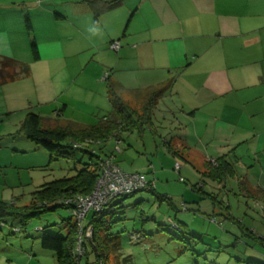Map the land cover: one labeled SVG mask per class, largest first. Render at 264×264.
Returning <instances> with one entry per match:
<instances>
[{
  "label": "crops",
  "instance_id": "crops-1",
  "mask_svg": "<svg viewBox=\"0 0 264 264\" xmlns=\"http://www.w3.org/2000/svg\"><path fill=\"white\" fill-rule=\"evenodd\" d=\"M51 1L48 7L28 10L30 17L36 15L47 21L45 29L30 25L37 47V58H33L34 68L31 70L35 82V113L55 123H82L77 121L80 116L67 115L66 112L70 109L82 112L73 107L77 106L75 95L78 96L77 92H91V82L98 84V93L104 95L105 81L100 78L104 72L132 96L139 94L140 89L149 91L173 78L153 110V122L155 111L163 119L168 114L171 117L168 122L177 131L171 133L165 129L159 135L161 146L171 154V157L164 155L163 161L166 162H160V165L181 158L198 170L197 182L203 180L202 185L208 184L210 191L202 189L207 195H215L213 186L217 185L228 194L232 188L226 189L227 178L222 184L203 175L208 158L225 154L235 168L233 176L241 172L234 179L245 181L250 188H260L259 197H254L262 199L260 208L264 214V2L140 0L134 3L122 0L119 5L110 7L104 0ZM17 2L0 0V13L4 12L1 9H10ZM23 3L35 4L33 0ZM13 7L18 10L16 5ZM19 11L23 12L21 8ZM135 18L138 22L132 25ZM97 26L99 31L95 34L88 31ZM114 39L120 44L116 52L108 48ZM1 40L0 53L31 62V59L17 54L25 49L26 42L21 38L19 43L14 39ZM74 59H80L76 67L81 74L87 71L83 83L73 81V75L69 74ZM41 70L48 72L47 78L41 76L37 80L36 74ZM62 76L66 78L60 79ZM162 98L166 103L159 106ZM125 99L131 104L139 103L135 96ZM102 104L94 103L90 108L94 111ZM121 138L124 140L122 135ZM122 140H116L111 151H106L103 143L100 144L99 154H111L117 161L116 153L121 152ZM155 151L158 156L161 148L157 149L156 145ZM174 151L176 153H172ZM155 155L153 161L156 162ZM124 171L131 172L130 168ZM158 185L157 181L151 192L170 198L167 193L156 191ZM148 198L135 196L136 207L141 208ZM118 201L119 198L113 199V203ZM192 202L196 203L198 199H192ZM208 203L205 212L213 210ZM159 207L160 204L157 210ZM166 217L177 218L176 215ZM179 222L183 221L179 219ZM5 226L11 231L12 225ZM247 230L264 238L262 226L256 229L251 225Z\"/></svg>",
  "mask_w": 264,
  "mask_h": 264
},
{
  "label": "rangeland",
  "instance_id": "rangeland-1",
  "mask_svg": "<svg viewBox=\"0 0 264 264\" xmlns=\"http://www.w3.org/2000/svg\"><path fill=\"white\" fill-rule=\"evenodd\" d=\"M16 1L19 2L12 4L10 9H1L4 12L0 13V38L1 41L3 38L8 41L14 39L15 43H19V38L25 41L24 51L19 50L17 54L19 57L31 59V62L29 60L25 62L29 67L28 75L15 78L8 84L0 86V200L7 203L16 200L15 204L23 205L29 202L31 192L38 189L39 185L73 174L80 164H74V160L66 158L50 160L46 150L37 147L22 134H15L25 113L37 112L33 92L35 82L31 71L34 64H32L33 56L30 50V42L31 40L35 42V34H33L32 26H30L31 30L26 29L25 17H28L29 24L32 23L33 27L35 25V27L41 26L45 29L47 21L36 15L30 17L28 10L48 7L52 2L51 0L44 1L38 5L37 0H33L35 4L29 6L23 2L32 0ZM261 1L264 2V0ZM72 2H82V0H72ZM123 2L135 3L140 0H123ZM13 5H16L17 11ZM20 8L23 12L19 11ZM141 11L143 13L142 9ZM137 22L138 19L135 18L132 25ZM132 25L130 23L129 27L131 28ZM5 28L8 29L7 32ZM21 47L24 48V46ZM108 48L110 49L109 44ZM17 59L21 61L22 58ZM79 61L80 59L73 60L74 65L69 74L73 75L71 78L73 81L83 83L85 82L83 77L87 71L82 74L79 72L80 70L76 67ZM105 73L101 74L102 81H105L103 79ZM36 75V79L39 80L41 76L47 78L48 72L41 70ZM63 78L66 76L60 77V79ZM98 86L91 82L89 83L91 92L87 94L77 92L78 96L75 95L77 106L73 105V107H78L82 112L70 109L66 114L78 115L81 119L77 121L92 124L97 121V118L107 113L110 105L106 97V88L103 95L102 92L98 93ZM101 86L104 88V85ZM138 91L139 94L132 96L131 92L122 90L120 95L130 99L135 96L136 101L140 102L153 89ZM163 99L159 101V106L165 102ZM98 102L103 104L92 111L94 108L90 107ZM154 118L153 125L157 126V133H152L148 129L142 136H138L136 131L122 133L124 140L120 143L121 152L116 153L119 157L117 161L123 170L130 168L131 171L144 173L154 189L158 181L156 191L167 193L166 195L170 198H158L157 193L153 194L147 189L123 198L122 212L107 214L105 222L110 227L107 230L101 227L99 231L102 241L107 246V255L103 264H244L247 259H264L263 247L253 241L246 232V228H251V225H254L256 229L264 227V214L260 208L263 205L262 199L253 200L244 188H240L243 186L248 190L250 187V184L245 181L234 179L241 172H236V176L227 177L226 189L231 187L232 191L226 194V191L219 189L218 185L213 186L216 191L215 195L210 194L214 196L210 199L206 194V191H210L209 186H206L208 184L202 185V180L200 183L197 182L199 173L192 165L178 157L176 161L160 165V162H166L163 161V156L171 157V154L161 146L162 141L159 135L164 133L165 129L171 133L177 131L171 126L172 123L168 122V119H171L168 114H165L163 119L159 112L155 111ZM46 123L51 124V122ZM115 141L113 137L108 138L104 141L103 148L106 151L114 150ZM127 143L130 144L129 147ZM156 145L157 149L161 148L158 156L155 155ZM94 146L98 151L97 144ZM153 155L156 157V162L153 161ZM149 160H152V165ZM176 165H179L178 169ZM199 186L202 187L199 188ZM203 188L206 191L202 190ZM183 190L186 192H182ZM139 195L143 198L149 197L141 208H137L134 201L135 196ZM192 199H198V202L193 203ZM208 201L211 204L210 209L212 207L213 210L205 212L204 208L206 204H209ZM211 201L214 203L212 204ZM158 204L160 207L157 210ZM89 214L90 212L84 224ZM167 215L177 216L175 219L180 224L179 230L169 225ZM70 216L68 209L58 207L41 216L32 217L28 220L26 228L21 229L20 232L10 231L8 226H5L10 224H13L12 227L19 226L18 221L8 217L1 218L6 224L0 227V264H56L53 251L41 247V237L63 235L66 221ZM179 219L183 222L180 223ZM39 227L43 229L39 230Z\"/></svg>",
  "mask_w": 264,
  "mask_h": 264
},
{
  "label": "trees",
  "instance_id": "trees-1",
  "mask_svg": "<svg viewBox=\"0 0 264 264\" xmlns=\"http://www.w3.org/2000/svg\"><path fill=\"white\" fill-rule=\"evenodd\" d=\"M44 1L48 0H37V4L40 5ZM104 1L107 6L115 7L122 0ZM25 26L26 29L31 30L27 17H25ZM30 50L33 58H37V47L33 40L30 42ZM28 73L29 67L27 63L11 56L0 54V86L9 83L15 78L26 76ZM172 79H169L168 83L158 88H153V91L148 96H144V100L137 104H131L120 95V91L123 90L124 92L126 89H121L107 74L104 80L110 110L100 118H97V121L92 124L73 121L55 123L42 118L35 112H26L15 134H22L38 147L46 150L50 160L56 158L72 159L74 160V164L79 163L80 167L75 169V172L71 175L58 177L39 185L38 189L31 192L28 203L17 205L15 204V200L9 203L0 200V223L6 224V222L2 221L4 219L1 218L8 217L9 219L18 221L19 226H15L21 231V229L26 228L28 220L34 216H41L58 207L69 210V204H65L61 200L74 195H85L92 190L98 174L99 159L107 157L118 165L111 154H99L101 152V146L98 147L97 151L94 145L97 144L99 146L110 137H113L115 140H122L121 135L124 131H136L138 136H142L146 129L155 133L153 110L158 98L164 94L173 82ZM45 121L51 122V124ZM172 153L176 152L174 151ZM225 156L223 154L217 158H212L215 163L208 161L206 171L203 172V175L216 181V183L222 184L227 177L233 176L235 174V168ZM121 170L124 171L122 168ZM240 188H244L247 194L253 198L260 193V188L257 187H249L248 190L243 186ZM147 190L153 191V185H150V188ZM132 194L134 193L116 197L119 198L117 203H113L112 199L108 203V207L101 213L90 211L86 224H84L85 217L80 230L71 215L66 221L65 233L63 235L42 236L41 247L53 251L56 264H103L107 255V246L99 234L100 228L102 227L103 230H107L110 227L105 222V216L107 214L112 215L117 211L122 212V205L120 204L123 198ZM208 196H210V199L214 197L210 194ZM157 197L165 198L162 195H157ZM211 203L213 204L214 202L211 201ZM168 222L170 226L172 225V227H176L179 230L180 224L175 219L170 218ZM1 226L2 224H0ZM86 227L91 228L90 236H86L84 233ZM42 229L43 227L39 228V230ZM79 231H81V235L78 238ZM246 232L253 241L263 247L262 253L264 254V238L260 235H253L251 231L247 230ZM262 256L264 258V255ZM244 264H264V259H247L244 261Z\"/></svg>",
  "mask_w": 264,
  "mask_h": 264
},
{
  "label": "built area",
  "instance_id": "built-area-1",
  "mask_svg": "<svg viewBox=\"0 0 264 264\" xmlns=\"http://www.w3.org/2000/svg\"><path fill=\"white\" fill-rule=\"evenodd\" d=\"M119 46L118 40H113L109 44L110 49L114 51H117ZM208 161L215 163L212 158H208ZM98 167V174L94 186L89 193L85 195H74L61 200V202L69 204V211L79 230L83 226L84 218L90 211L101 213L108 207V203L112 199L134 193L135 191L149 189L150 185H152L144 173L124 172L110 158L103 157L99 159ZM178 167L179 165H176V169ZM0 224L3 225V223ZM15 230L17 229L15 228ZM84 233L86 236H90L91 228L86 227ZM80 235L81 231L78 232V238Z\"/></svg>",
  "mask_w": 264,
  "mask_h": 264
},
{
  "label": "clouds",
  "instance_id": "clouds-1",
  "mask_svg": "<svg viewBox=\"0 0 264 264\" xmlns=\"http://www.w3.org/2000/svg\"><path fill=\"white\" fill-rule=\"evenodd\" d=\"M93 25H95V24H93ZM96 26V25H95ZM88 31H92L93 32V34H95V32L96 31H99V28H98V26L96 27V28H92V27H90L89 29H88ZM106 74V73H105ZM107 75V74H106ZM103 79H105V75L103 76ZM140 191V190H139ZM135 193V192H134ZM71 214V213H70ZM5 223H3V225H4ZM2 225V226H3ZM11 227V230H13L14 232H20L19 231V228L17 227V226H10ZM15 228L17 229V230H15ZM40 228V227H39Z\"/></svg>",
  "mask_w": 264,
  "mask_h": 264
}]
</instances>
